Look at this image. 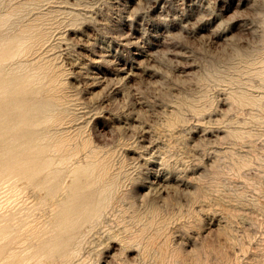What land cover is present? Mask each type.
Masks as SVG:
<instances>
[{"label": "rangeland", "instance_id": "374dc122", "mask_svg": "<svg viewBox=\"0 0 264 264\" xmlns=\"http://www.w3.org/2000/svg\"><path fill=\"white\" fill-rule=\"evenodd\" d=\"M0 42L69 170L52 204L0 185V264H264V0H0Z\"/></svg>", "mask_w": 264, "mask_h": 264}, {"label": "bare ground", "instance_id": "6f19581e", "mask_svg": "<svg viewBox=\"0 0 264 264\" xmlns=\"http://www.w3.org/2000/svg\"><path fill=\"white\" fill-rule=\"evenodd\" d=\"M3 45L0 42V46H3ZM3 57H4V52L2 54V58ZM5 60L6 59L0 60V74L2 71L10 67ZM21 65L22 64H19V67ZM119 71L121 72L122 70L119 69ZM8 73L9 74L7 75H0V185H1V189H3L2 185L5 183L7 184L8 182L10 183L19 182L26 186H30L32 190H35V193L41 196V202L52 204L54 203L52 201H54L53 198L55 197V194L57 190L59 189V185L64 180L63 174H65L66 172L68 173L69 170H68V163L65 157L55 159L54 157L50 156L51 152L52 153L55 152V148L52 146H49V144L46 143L49 137L48 128L43 126L44 128L39 130L33 125V122L36 121L35 120L36 115H41V114L46 113V111L48 110V107H47L48 103L41 99L35 100L32 96H30L31 92L26 90V86L21 85L22 80H23L22 77H20L18 74L17 75L13 74V72H8ZM89 76L86 78H89ZM91 158L93 159V157ZM106 163L104 162V166ZM75 165H78V164H75ZM78 172H81V171H78ZM73 175L70 174V177ZM102 175H103L102 177H104V174ZM95 181H93V184L95 183ZM161 190H164V189L161 188ZM32 192L34 191H31V194ZM62 193L63 191L60 194ZM96 199H95L94 191H87L84 193H72V195H70L69 197H65L59 200L56 205L57 211L54 216V223L56 225L55 229H57L56 236L49 240L47 247L54 246V245L61 247L74 234L79 232L81 228L84 226V224L90 221L95 215V209L98 208L96 205ZM5 228L4 227L0 228V232L5 230ZM5 249L6 247L0 245V260L2 259Z\"/></svg>", "mask_w": 264, "mask_h": 264}]
</instances>
